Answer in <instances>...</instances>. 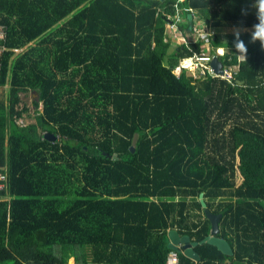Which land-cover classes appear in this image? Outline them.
<instances>
[{
    "label": "trees",
    "instance_id": "1",
    "mask_svg": "<svg viewBox=\"0 0 264 264\" xmlns=\"http://www.w3.org/2000/svg\"><path fill=\"white\" fill-rule=\"evenodd\" d=\"M255 3L0 0V264H87L85 247L93 264H264V43L211 32L254 28ZM177 18L183 35L212 34L172 46ZM203 44L225 49L235 80L175 72ZM201 195L232 255L201 243ZM170 230L201 260L170 248Z\"/></svg>",
    "mask_w": 264,
    "mask_h": 264
},
{
    "label": "built area",
    "instance_id": "2",
    "mask_svg": "<svg viewBox=\"0 0 264 264\" xmlns=\"http://www.w3.org/2000/svg\"><path fill=\"white\" fill-rule=\"evenodd\" d=\"M188 12H193L192 10H189ZM182 23L181 18L175 19L173 22L169 23L167 26V30L172 32H181L179 29L178 24ZM200 25H195L194 28V36L195 38L193 41L198 42L199 40H205L210 34H207L203 31V29H200ZM7 37V30L6 26L0 24V41L5 40ZM184 40V39H183ZM187 40L185 39L182 43H186ZM6 49H4L5 52ZM16 53H19V50H14ZM0 50V67H1V57L3 53ZM226 54L225 49L223 48H217L212 49L209 44H203L202 50L198 53H194V56L183 60L181 63V66L175 70L177 74H180L182 70L186 69L189 70L191 73H194L196 77L200 76H213L216 78H220L222 80L232 82L235 80V76L238 72V66H223L222 70L223 73L221 75L216 74L214 69L211 67L212 61L217 58L219 61H221L220 58H223ZM190 61V64H187V62ZM222 62V61H221ZM223 64V62H222ZM0 79H1V72H0ZM8 187V168L6 166H0V193H3ZM173 260H175V257H173Z\"/></svg>",
    "mask_w": 264,
    "mask_h": 264
},
{
    "label": "water",
    "instance_id": "3",
    "mask_svg": "<svg viewBox=\"0 0 264 264\" xmlns=\"http://www.w3.org/2000/svg\"><path fill=\"white\" fill-rule=\"evenodd\" d=\"M211 67L214 69L216 74L221 75L223 73V64L215 58L212 63ZM48 140L56 141L57 137L55 135L49 134L47 135ZM137 141V135L135 134L133 136L130 151L133 153L135 149ZM200 202L202 205V208L204 210L205 217L210 221L211 223V232L210 234L205 237L201 243L209 242L215 246H217L222 252H224L227 255H232L233 249L229 242L219 236L220 233V223L222 220V214H214L211 210L208 209L207 204L204 201V196H200ZM169 237V247L180 251L183 250L184 254L193 260L200 261L201 257L199 253L194 249V247L199 243L197 241H191L190 237L188 235H180L178 233V230H170L168 232Z\"/></svg>",
    "mask_w": 264,
    "mask_h": 264
},
{
    "label": "crops",
    "instance_id": "4",
    "mask_svg": "<svg viewBox=\"0 0 264 264\" xmlns=\"http://www.w3.org/2000/svg\"><path fill=\"white\" fill-rule=\"evenodd\" d=\"M253 11L254 12H256V13H259V4L258 3H255L254 5H253ZM182 22L184 23V20H182ZM1 24V23H0ZM200 26H201V24L202 23H198ZM3 25V24H2ZM225 27V29H226V31L224 32V34L223 35H228V34H236V33H242V32H248V33H253V31H254V28H252V29H243V28H241V27H239V26H235V25H226V26H224ZM230 27H236V28H241L242 30H239V31H232L231 29H230ZM222 28V27H221ZM201 29H203V27L201 28ZM203 31L205 32V30L203 29ZM211 32H217V29H213V31H211ZM205 33H207V34H212V33H208V32H205ZM194 36L193 34H191V32H190V29L185 33V35H183V34H181L180 32H174V31H172V32H169V35H168V37H169V41L171 42V44H172V46H177V45H181V43H182V41H183V39L185 40L186 38L188 39V38H190V36ZM195 37V36H194ZM193 38V37H192ZM7 39V38H6ZM6 39L5 40H2V41H0V50L2 51V52H4V49H6L5 51H7V49L8 48H6L7 46L5 45V41H6ZM193 40V39H192ZM16 50V49H15ZM17 50H19L20 52L22 51L21 49H17ZM19 52V53H20ZM14 53H16L15 51H14ZM16 54H18V53H16ZM1 80V79H0ZM33 96H34V94H32ZM7 189H8V187H7ZM6 189V190H7ZM5 190V191H6ZM2 195H0V197H1ZM2 198V197H1ZM2 199H5L4 197L2 198Z\"/></svg>",
    "mask_w": 264,
    "mask_h": 264
},
{
    "label": "rangeland",
    "instance_id": "5",
    "mask_svg": "<svg viewBox=\"0 0 264 264\" xmlns=\"http://www.w3.org/2000/svg\"><path fill=\"white\" fill-rule=\"evenodd\" d=\"M230 29L232 30V31H239V30H242L241 28H232V27H230ZM226 31V29H225V27H222V28H219V29H217V33H219V34H224V32ZM193 37V38H192ZM195 37L194 36H190V38H188V40L190 39V40H192V39H194ZM187 40V39H186ZM184 41V40H183ZM182 41V42H183ZM187 64H190V61L189 62H187ZM8 88L9 87H6V88H3V91L5 92V94H7V92H8ZM36 95H32V94H27V95H24L23 96V99H24V102H25V104L29 107V108H31L32 107V102H33V100H35L36 99ZM33 113L30 111L29 112V114H26V116H25V119H24V122L25 123H33L34 122V117H33V115H32ZM83 251H85L86 253H85V256H84V258L87 260V264H93L92 263V258H91V254H90V252H91V247H85L84 248V250ZM68 264H74V260L71 258V259H69L68 260Z\"/></svg>",
    "mask_w": 264,
    "mask_h": 264
},
{
    "label": "clouds",
    "instance_id": "6",
    "mask_svg": "<svg viewBox=\"0 0 264 264\" xmlns=\"http://www.w3.org/2000/svg\"><path fill=\"white\" fill-rule=\"evenodd\" d=\"M256 3L259 4V23L254 26L252 38L253 40H259L261 43H264V0H256ZM236 50L240 54L238 58L245 61L246 57L244 54L247 49L242 41L236 44Z\"/></svg>",
    "mask_w": 264,
    "mask_h": 264
},
{
    "label": "flooded vegetation",
    "instance_id": "7",
    "mask_svg": "<svg viewBox=\"0 0 264 264\" xmlns=\"http://www.w3.org/2000/svg\"><path fill=\"white\" fill-rule=\"evenodd\" d=\"M34 95H35V94H34ZM36 98H37V97H36ZM37 100H38V98H37ZM37 100H36V101H37ZM32 103H33V102H32Z\"/></svg>",
    "mask_w": 264,
    "mask_h": 264
}]
</instances>
